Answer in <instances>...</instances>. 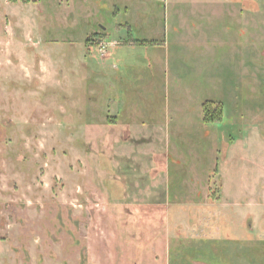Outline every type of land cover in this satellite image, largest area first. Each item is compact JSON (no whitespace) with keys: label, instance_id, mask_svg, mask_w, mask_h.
I'll return each mask as SVG.
<instances>
[{"label":"rangeland","instance_id":"1","mask_svg":"<svg viewBox=\"0 0 264 264\" xmlns=\"http://www.w3.org/2000/svg\"><path fill=\"white\" fill-rule=\"evenodd\" d=\"M0 264H264V0H0Z\"/></svg>","mask_w":264,"mask_h":264},{"label":"trees","instance_id":"2","mask_svg":"<svg viewBox=\"0 0 264 264\" xmlns=\"http://www.w3.org/2000/svg\"><path fill=\"white\" fill-rule=\"evenodd\" d=\"M217 112V111H219V114H218V117L220 116V109H217V110H213V109H211V108H209V107H207V108H204V113H206L207 115L205 116V121H208V120H211V118H209V114H212V112ZM213 118V117H212ZM214 119V118H213ZM212 119V120H213Z\"/></svg>","mask_w":264,"mask_h":264}]
</instances>
